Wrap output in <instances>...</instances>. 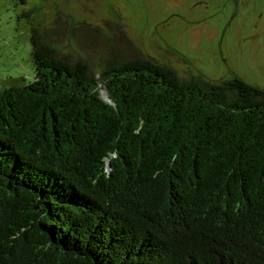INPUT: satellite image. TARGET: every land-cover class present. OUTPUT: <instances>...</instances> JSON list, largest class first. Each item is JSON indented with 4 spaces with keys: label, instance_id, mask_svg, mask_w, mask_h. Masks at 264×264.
Listing matches in <instances>:
<instances>
[{
    "label": "trees",
    "instance_id": "16d2710c",
    "mask_svg": "<svg viewBox=\"0 0 264 264\" xmlns=\"http://www.w3.org/2000/svg\"><path fill=\"white\" fill-rule=\"evenodd\" d=\"M29 36L33 80L0 88V264H264L263 87Z\"/></svg>",
    "mask_w": 264,
    "mask_h": 264
},
{
    "label": "rangeland",
    "instance_id": "374dc122",
    "mask_svg": "<svg viewBox=\"0 0 264 264\" xmlns=\"http://www.w3.org/2000/svg\"><path fill=\"white\" fill-rule=\"evenodd\" d=\"M32 24L95 71L114 53H143L182 77L264 88V0H0V88L33 80Z\"/></svg>",
    "mask_w": 264,
    "mask_h": 264
},
{
    "label": "water",
    "instance_id": "95a60500",
    "mask_svg": "<svg viewBox=\"0 0 264 264\" xmlns=\"http://www.w3.org/2000/svg\"><path fill=\"white\" fill-rule=\"evenodd\" d=\"M107 168H108V169L110 168V164H109V163H107Z\"/></svg>",
    "mask_w": 264,
    "mask_h": 264
}]
</instances>
